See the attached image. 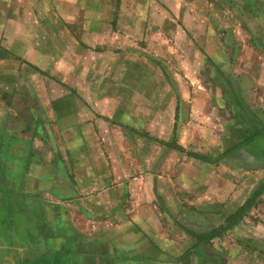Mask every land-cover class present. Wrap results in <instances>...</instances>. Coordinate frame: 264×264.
I'll return each instance as SVG.
<instances>
[{
    "label": "crops",
    "instance_id": "1",
    "mask_svg": "<svg viewBox=\"0 0 264 264\" xmlns=\"http://www.w3.org/2000/svg\"><path fill=\"white\" fill-rule=\"evenodd\" d=\"M228 36L264 76V0H0V264H264V186L223 229L264 159L198 97Z\"/></svg>",
    "mask_w": 264,
    "mask_h": 264
},
{
    "label": "rangeland",
    "instance_id": "2",
    "mask_svg": "<svg viewBox=\"0 0 264 264\" xmlns=\"http://www.w3.org/2000/svg\"><path fill=\"white\" fill-rule=\"evenodd\" d=\"M209 23H211L213 27H215L216 24L215 15H209ZM215 33L216 32H209V40H215ZM227 39H228L227 43L229 44H227V46L223 48V51L228 49L229 54H235V55L239 54V57L245 60V62L243 63L241 62L240 64L238 63L230 64V70H231L230 72L232 74V81H233L231 85H233L234 90L239 93L241 99L249 106L251 111L260 120L264 122V76L262 72L263 68L257 62H248L247 48L245 47L236 48L232 46L231 41H229V39H232V37L228 36ZM250 50L253 54H255L253 52V49ZM177 51L180 53L179 55L181 57H183L184 55L187 56L189 54H192V52L189 53L188 51L184 53V50L182 49L180 51L179 48H177ZM255 51L256 53H259V49L255 48ZM208 52L210 54L215 55L216 47L208 45ZM218 53H220V48ZM176 62L179 63L177 59ZM191 64L192 66H196L198 63L197 64L191 63ZM238 65H240V67H238ZM251 68L257 69L256 76L251 72ZM193 69L194 68L192 67V70ZM247 69H249L250 73H252V77L250 78L244 77L245 75H248V73L246 72ZM176 73H179L178 69ZM195 77H200V79H198L199 80L198 84L202 85L203 87L202 92H204V94L198 96L200 98L203 97L201 102L202 105L201 112L203 113V120L209 123L215 121V124L217 125V130H219L218 132L220 133H222L221 130L223 129V133L225 135L232 133L234 135H238L239 137H241V139H243L244 137L243 128H236L235 126L234 110L233 107H231L232 104L231 86L229 87L228 90V94L230 95V97H228L226 91L223 93L219 87H217L216 89L215 85L209 83L206 77V72L204 71L203 73V69H201V72L199 74H195ZM227 105H230L232 109L228 110ZM218 125L220 126L218 127ZM257 144H258L257 147L263 146L264 141H261ZM242 146H244L243 148L247 149L250 152H252L254 149L252 145H248V146L242 145ZM261 165H264V163L256 162V161L254 163H248L246 159H242L240 164L241 184L249 183L248 181H252V183H255L257 181L259 183L261 181V177L264 178V171L260 168ZM253 171L257 173L256 174L252 173L249 175V173ZM245 172H248V174H246ZM260 200L262 201V199ZM261 201L260 203H262Z\"/></svg>",
    "mask_w": 264,
    "mask_h": 264
},
{
    "label": "trees",
    "instance_id": "3",
    "mask_svg": "<svg viewBox=\"0 0 264 264\" xmlns=\"http://www.w3.org/2000/svg\"><path fill=\"white\" fill-rule=\"evenodd\" d=\"M232 90V91H231ZM232 94V107L234 110L235 119L243 127V145H252L254 147V153L264 159V145L257 147V143L264 141V122L260 120L242 101L237 95L236 91L231 88ZM263 184L253 193L251 198L231 217L227 219L225 227L228 229L235 225L237 221L241 220L247 210H249L256 197L262 192Z\"/></svg>",
    "mask_w": 264,
    "mask_h": 264
}]
</instances>
